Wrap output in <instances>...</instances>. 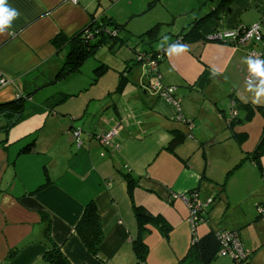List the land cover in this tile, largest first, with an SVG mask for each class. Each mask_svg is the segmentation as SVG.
<instances>
[{
	"label": "crops",
	"instance_id": "1",
	"mask_svg": "<svg viewBox=\"0 0 264 264\" xmlns=\"http://www.w3.org/2000/svg\"><path fill=\"white\" fill-rule=\"evenodd\" d=\"M104 1L6 0L9 10H18L20 15L0 31V72L13 79V83L0 88V104L30 94L27 103L38 111L35 94L26 89L41 85L32 79L39 71L42 75L48 71L44 84H51L64 64L68 48L59 52L52 43L58 33L71 38L101 16L113 17L126 29L127 19L144 9L128 8L122 0ZM153 1L149 8L154 6ZM262 21L264 0H233L222 18L210 19L202 32L207 37L216 30ZM122 30V42L107 45L111 50L126 42ZM255 47L262 48L258 44ZM137 51L135 48L133 54L119 59L114 73L99 62L103 71L97 73L95 69L96 78L85 79L75 92H61L67 95L65 100L58 102L60 94H53L45 106L46 117L38 122V136L14 147L2 140L0 129V264H51L45 259L48 246L42 212L50 216L52 238L72 264H135L132 242L138 222L127 191L126 172L138 181L133 201L166 219L162 205L169 206V202L172 210L178 209L182 205L178 198L201 190L207 175L212 176V163L208 161L200 168L193 161L204 142H235L240 146V161L237 153L227 156L221 163L224 171L239 163L240 172L259 169L250 156L263 134L264 78L246 82L250 64L246 49L199 39L189 48L173 49L160 63L164 83L177 87L176 96L182 99V112L192 120L191 126L177 119L170 102L147 89L145 63L137 62ZM82 66L74 74L81 72ZM81 91L86 93L68 103ZM233 101L250 103L252 118L230 126ZM64 103L65 108H60ZM241 112L237 119L242 118ZM24 114L14 126L26 119ZM256 117H261L263 124L253 137L249 124ZM3 122L0 117V125ZM76 128L83 129L82 145L74 137ZM115 129V147L108 148L100 136ZM60 131L63 135L58 134ZM239 132L246 134L241 136ZM182 133L187 135L185 141L174 151L169 150L172 139ZM252 137L256 147L249 150L245 145ZM28 145L30 150H23ZM92 200L98 205L105 233L99 257L87 249L76 231L86 204ZM171 260L167 254L162 262L170 264Z\"/></svg>",
	"mask_w": 264,
	"mask_h": 264
},
{
	"label": "rangeland",
	"instance_id": "2",
	"mask_svg": "<svg viewBox=\"0 0 264 264\" xmlns=\"http://www.w3.org/2000/svg\"><path fill=\"white\" fill-rule=\"evenodd\" d=\"M130 1L133 2L131 6L127 4ZM151 1L153 0H122V3H125L128 8H144L139 10L140 15L127 19V28L121 31L122 36L126 37V42L117 46L115 50H111L107 45L100 47L96 56H92L84 62L82 70L78 74L46 85L44 83L48 77V71L43 75L40 71L32 75V79H36L35 82L41 85L37 88L29 87L26 90L35 94L34 105L38 111L32 107V104L27 103L28 100L26 101L24 114L26 119L11 127L8 132L3 130L2 140L7 142L6 145L17 147V144L25 139L38 136L39 130H36L38 122L46 117L45 106L50 102L53 94L73 93L81 88L85 79L94 80L96 78L95 69L100 64L99 62H104L109 66V72L114 73L119 68L117 65H120L117 61L128 53L133 54L135 48L138 50L136 59H138L139 54L152 52L151 50L154 48L162 49L169 42L175 40L177 35L182 33L197 17L209 12L214 5L218 4L219 0H157L154 6L149 8ZM105 2L109 3L111 0H105L103 3ZM148 89L150 92H154L151 88ZM81 93L86 92L81 91L72 95L68 103L78 99V95ZM65 103L60 105V108H65ZM241 113L242 118H244L245 112L242 111ZM4 121L7 122L5 119ZM262 124L261 117H256L249 124V128H253V137L260 131ZM28 127L32 129L30 131L24 129ZM58 134L63 135L61 131ZM253 137L245 145L249 150L256 147ZM200 146L202 148L193 155V161H197L200 168L208 161L213 164L212 176L207 175L205 184L201 190L199 189V199L202 204L200 212L207 217V220H200L194 233V227L191 223L192 211L182 197L177 199L182 205L176 210L171 209L169 202V206L162 205L167 214L165 216L166 221L171 225V229L168 236L158 225L153 226V231L147 241L150 246L148 261H152V264H163V256L170 254L172 256L170 264H173L187 252L193 235L195 237L202 236L210 230L238 229L244 247L252 252L249 263L242 264H264V216L257 218L260 213L258 205L259 203L264 204V177L262 172L259 169H244L240 172L238 169L236 173L228 177L224 186L225 190H222L229 169L224 171L221 163L224 158L234 153H237L239 162L243 155L242 149L235 142L215 145L204 142ZM106 147L109 148L110 146ZM192 150L194 153L195 148ZM187 196L190 197L189 194ZM183 203L186 208L183 207ZM183 209H186L185 214H183ZM200 212H196V216H199ZM212 264L237 263L229 256H220Z\"/></svg>",
	"mask_w": 264,
	"mask_h": 264
},
{
	"label": "trees",
	"instance_id": "3",
	"mask_svg": "<svg viewBox=\"0 0 264 264\" xmlns=\"http://www.w3.org/2000/svg\"><path fill=\"white\" fill-rule=\"evenodd\" d=\"M156 1L157 0L153 2L155 3ZM232 1L233 0H219L218 4L212 7L209 12L203 14L202 16L197 17L194 21H192L188 25V27L182 31V33H179L177 35L175 40H173L172 42H169L162 49L153 50L152 52H149L153 54V56L155 57H157V55L159 54L161 55V58L157 59L159 68H160V63L166 58L168 53L172 51L173 49H176L179 47L189 48V44L191 42L195 40H199V39H204L206 40V42L207 41L219 42V41L212 39L210 35L206 37L202 32V27L205 23L210 21V19L212 18L221 19L222 16L226 13L227 8ZM258 24H261L262 26L263 37H264V21ZM123 26L124 24L122 25L118 23V21L111 16H101L99 18L95 17L90 22V24H88L82 31L76 33L71 38L62 32L58 33V35L52 39V43L54 47L59 52H61L67 47L68 52L64 60V64L58 70L54 79L51 80L50 82L54 83L62 78L71 76L75 72H78L81 69V66L84 64V62L88 58L96 55L100 47L104 45H109L111 47V46H114L118 42H122L123 39L120 36L119 31L125 28ZM242 26H251V25H242ZM95 35H96V38H94ZM221 43H227V44L235 45L240 48H244L246 49L247 53L249 52V50H251L256 45L253 42L245 45V44H239L236 41H227V42L221 41ZM258 45H260L262 49L264 50V39H263V42ZM136 60L137 62L145 63V71H147L146 62L140 59V54H139L138 59ZM249 67H250V64L248 66L247 75L245 77L246 82H250L247 79ZM102 71H103L102 66H98L96 68L97 73L102 72ZM162 80L164 83L163 78ZM146 82H147V79H146ZM167 86L175 87L173 85H167ZM146 87L147 89L150 88L148 86V83L146 84ZM175 88L177 89V87ZM154 93L157 94L155 91ZM174 95L176 96V91L174 92ZM66 96L67 95L65 94L59 95L57 101L61 102L65 100ZM28 97H30V94L26 96H19L18 99L14 101L0 104V117L3 120L4 119L7 120L6 123L5 121L1 123L0 129L7 132L12 126H14L16 123L19 122V120L22 118L25 112L26 101ZM244 106L247 108H244ZM241 110L246 111L245 116L244 118H241L240 116L239 119H237ZM253 110L254 109L252 108V106H250V103L237 104V101L236 102L233 101L231 110H230V118H228L229 125L233 126L239 122L250 120L254 113ZM181 113L183 115L182 101H181ZM183 119H184L182 120L183 122L189 125L190 124L193 125L192 120H189L186 117H184ZM238 134H241L242 136L243 134L245 135L246 132H239ZM186 137H187L186 134H183V133L177 134L172 139V141L170 142L167 148L169 150L174 151L176 147H178L182 142L185 141ZM238 142H241L240 135H238ZM23 150L25 151L30 150V145L24 147ZM251 153L252 154L250 156V159L252 160V162H254L258 166L260 171L264 174V167L262 165V157L264 155V128H263V134H262V139L260 143L258 144L257 148H255V150L251 151ZM246 158H248V156H246ZM240 165L241 163H239L237 166L233 167L232 169L228 171L226 175V180L223 183V188L226 182L228 181V177H230L238 169ZM125 177L127 180V191H128L130 198L132 199V202H133L132 206H133L135 216L138 222V233L132 242V245H133V248L136 254L135 264H149L148 257L150 254V246L146 241L147 235L152 233L154 225H158L160 229H162V231H164L165 234L169 236L171 225L166 221L165 218H163L162 215H156L146 206L142 204H137L135 203V201H133L134 200V189L136 188V184L138 183V181L135 179L132 173L126 172ZM194 192L199 193V190L195 189V191L191 192L189 195L195 194ZM258 207L260 208V213L257 218L259 217L262 218L264 216V204H259ZM41 216L43 220H46V226L44 228L45 229L44 230V233H45L44 242H45V245L48 246V249L45 254V259L51 264H72L70 260L66 257V255L63 253L61 246L58 245L52 238L50 216L47 213L45 214L43 212ZM202 219L207 220V217L204 216L202 212H200L199 218L196 221L195 227ZM76 231H77V234L82 239V241L84 242L87 249L93 255L99 257L100 247L104 241L105 233H104V227L102 224L101 214H100L98 205L94 200L86 204L83 215L81 216L80 220L78 221L76 225ZM225 231L238 233L239 239L241 243L243 244L238 230H220V231L210 230L206 232L205 234H203L202 236L195 237V235H193L192 242L190 243L187 249V252L184 254V256H182L174 264H212L214 260H216L218 257L221 256L220 251L222 247V241L219 238V234ZM193 232L195 233V228H193ZM251 257H252V252L248 251V254L242 259H236V258H232V259L237 264H242V263H249Z\"/></svg>",
	"mask_w": 264,
	"mask_h": 264
},
{
	"label": "built area",
	"instance_id": "4",
	"mask_svg": "<svg viewBox=\"0 0 264 264\" xmlns=\"http://www.w3.org/2000/svg\"><path fill=\"white\" fill-rule=\"evenodd\" d=\"M78 0H72V2L77 3ZM212 39L219 42H227V41H236L239 44H249L251 42L255 44H260L263 42V29L261 24L255 23L251 26H238L233 29H224V30H216L214 33L210 35ZM251 63H255L256 60L264 61V50L262 48L253 47L248 52ZM161 58V55H157V57L153 56L151 53L140 54V59L144 60L147 65L146 71V79L148 86L155 91L162 98L170 102L176 109L177 119L184 120L183 115L181 113V98H178L174 95L176 91L175 87L167 86L163 83L162 74L160 72L159 64L157 59ZM259 75L254 72L251 68V64L248 71V81L253 82ZM13 83V79L8 75L0 72V88L6 85ZM83 133L82 128H76L74 131V137L77 139L78 144L82 145L81 134ZM118 133V131L112 130L106 132L100 136V140L105 146L115 147L114 146V137ZM117 147V146H116ZM108 184H111L109 181ZM195 193V192H194ZM182 198L185 200L189 209L192 211V219L191 223L195 228L196 221L199 216H196V212H200L202 209V204L199 199V193H195L188 197L187 195H183ZM219 238L222 241V247L220 251V255L223 257H231L236 259H242L248 254V251L244 248L241 243L238 233L236 232H221L219 234Z\"/></svg>",
	"mask_w": 264,
	"mask_h": 264
},
{
	"label": "clouds",
	"instance_id": "5",
	"mask_svg": "<svg viewBox=\"0 0 264 264\" xmlns=\"http://www.w3.org/2000/svg\"><path fill=\"white\" fill-rule=\"evenodd\" d=\"M19 15L20 12L18 10H9L6 0H0V31L9 24L10 20ZM249 63L251 64L252 70L264 78V61L256 60L255 63H251V61Z\"/></svg>",
	"mask_w": 264,
	"mask_h": 264
},
{
	"label": "water",
	"instance_id": "6",
	"mask_svg": "<svg viewBox=\"0 0 264 264\" xmlns=\"http://www.w3.org/2000/svg\"><path fill=\"white\" fill-rule=\"evenodd\" d=\"M94 38H96V35L94 36ZM87 43H89V42H87Z\"/></svg>",
	"mask_w": 264,
	"mask_h": 264
}]
</instances>
